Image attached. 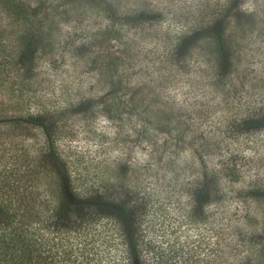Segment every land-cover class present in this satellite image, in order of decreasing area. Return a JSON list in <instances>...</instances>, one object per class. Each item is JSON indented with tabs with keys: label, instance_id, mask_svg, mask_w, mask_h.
Returning <instances> with one entry per match:
<instances>
[{
	"label": "trees",
	"instance_id": "obj_1",
	"mask_svg": "<svg viewBox=\"0 0 264 264\" xmlns=\"http://www.w3.org/2000/svg\"><path fill=\"white\" fill-rule=\"evenodd\" d=\"M129 1L0 0V264H224L223 252L230 244L223 241L241 235L222 218L218 222L213 218L209 226L213 233L205 230L213 214L207 213L208 208L215 200L209 176L237 179L241 176L237 155L205 167L192 191L193 201L174 195L172 188L162 195L174 184L167 180L160 188L164 180L151 181L154 172L147 165L142 166L146 171L135 175L134 186L109 183L105 176H123L118 166L132 160V148L120 150L110 164L103 160H108L105 155L114 141L123 147L133 142L148 148L161 160L180 154L189 141L187 133L195 131L184 127L180 118L192 113L184 106L176 108L168 89L193 81L192 70L198 67L210 76L212 91L228 98L218 114L216 106L212 114L199 108L203 120L216 117L212 148L221 153L240 137L255 147L261 144L264 71L240 67L248 61L243 48L252 31L246 0H199L194 6L185 2L183 14L168 18L157 4ZM62 20L74 31L67 51L84 62L83 68L99 71L98 81L108 83L105 92L55 106L53 112L20 106L18 100L15 106L8 104L6 95L11 100L33 93L39 61L55 43L61 44ZM156 24L166 27L164 45L144 54L138 35L148 37ZM189 93L182 89L183 99ZM118 98L125 104L123 112L114 108L120 106ZM69 110L90 117L87 133L97 139L96 147L66 141L59 121ZM100 112L107 113V121L98 120ZM174 120L182 123L181 129ZM203 123L199 120L195 129ZM25 126L39 127L43 135L23 133ZM204 130L189 146L197 145L196 138L212 143ZM72 133L70 138L77 135ZM40 141L39 149L45 147L55 164L54 181L39 176L36 155L31 154ZM146 180L151 183L144 184ZM219 190L217 202L224 199ZM254 236L264 240V228ZM261 255L256 264H264V252ZM250 263L248 257L246 264Z\"/></svg>",
	"mask_w": 264,
	"mask_h": 264
},
{
	"label": "rangeland",
	"instance_id": "obj_2",
	"mask_svg": "<svg viewBox=\"0 0 264 264\" xmlns=\"http://www.w3.org/2000/svg\"><path fill=\"white\" fill-rule=\"evenodd\" d=\"M142 1L152 2V4H157L159 7L164 8L163 14L168 18V16L170 17L174 14H183L185 2L187 4H193L194 6L199 0ZM129 2H134V0ZM245 8L252 13L248 18V21L252 24V31L247 34L248 36L244 44L245 47L243 48L248 53L250 59L248 58V61L242 63L240 67L251 68L255 70V72L260 70L264 71V0H246ZM62 25L63 29L61 35L58 36V40L61 41V44L55 43L53 50L50 53L43 54L42 59L39 61L38 68L36 69L38 74L34 78V85L32 86L33 93L28 92L27 95H21L18 99L11 98V100H8V95H6L5 98L7 100L5 99V101L8 102V104L15 106L20 102L18 104L26 108H37L36 111H38V109L45 111L44 108H47V110L53 112L55 106L66 107L71 101L76 102L83 96H92L96 91H98L99 94L105 92L108 83L102 80L98 81L99 71L83 68L82 64L84 62L74 56L72 51L70 53L67 51L70 49L67 43L74 38V36H72L74 31L73 29H69L70 26H67L65 22L63 23V20ZM76 30L80 33L79 29ZM165 31V25L156 24L148 32V37L145 38V36H147L145 34L138 35L141 47L144 48V54L147 51L154 50L156 45H159L160 49L163 47L164 42L162 43V36L165 34ZM172 46L170 45V47ZM192 71H194L195 76L193 81H189L183 86H181L180 82L176 88L170 86L168 89L171 95L170 102H174L176 108L184 106L188 112L192 113V115H185L180 118L184 121V127L190 126L191 129L195 130L187 133L189 141L184 150L173 157L166 155L161 160L157 157L155 152H152L148 148L145 149L139 145L135 146L133 142L129 144V147H123L122 142L114 141L111 144L109 143L110 147L105 155L108 160H103L104 163L110 164L112 160L116 159L122 153L120 150L125 152L127 148L128 150L130 148L134 150L133 158L131 161H126L127 165L122 163L118 166L119 172L121 171L120 173L123 174V176H105V178H109L111 181L109 183H123L125 186H134L138 184L135 175H139L138 172L146 171L145 168H147L148 171L154 172L151 181L156 178H159L160 181L161 179L164 180L160 188L165 187L167 180H172L171 184H174V187L167 186L162 195L166 196L168 194L167 190L172 188L174 195L178 193V195L183 197V200L193 201L192 191H194L197 186L196 182L204 177L202 174L205 167L210 169L217 161L219 162L226 156H230L231 154L237 155L238 164H241L239 167V174H241V176H238L237 179H232L227 176H209L208 183L210 184V191L215 197V200L208 208L207 213L212 211L213 214L208 216L209 223L206 224L205 230L211 234L213 230L210 229L209 226L210 224L212 225L211 222L213 218H215L214 220L217 222L219 218H222L224 222L230 220L236 233H240L241 235H232V239L228 236L226 241H223L225 245L228 243L230 244L229 251L223 252L227 260L224 264H246L248 257L252 258V263L250 264H256L255 260H258L264 252L262 250V246L264 247V240H258L254 236L262 232L264 228V131L261 132L263 141H261V144H258L257 147H255L254 144L252 145V143H247L245 138L240 137L238 141L234 143L231 142L227 147H224L221 153L216 152V147L212 148V145H214L216 141V134H214L216 133L214 132L216 127L212 128V123L216 122V117H209L203 120V118H205L204 113L212 114L215 106L216 114L222 112L221 107L228 98H225L222 92L217 94V92L212 91L215 86L214 84H211V86L209 85L210 76L202 73L206 70L202 71L201 67H198L196 70ZM200 73L202 74L200 75ZM138 76L139 75H136V77ZM135 79H132L131 84L136 82ZM202 85H204V89ZM101 86H103L102 90L99 89ZM91 89L92 93L90 91ZM182 89L190 90L191 93H189V98L183 99L185 95L182 94ZM17 94L18 93H15V95ZM117 100L120 106L115 105L114 108L121 107V112H123L125 104L120 101L121 99L118 98ZM199 108H204L206 112ZM99 110H102V105H99ZM201 114H203L202 118H200ZM99 115L101 116L98 117V120H105L107 118L106 112H100ZM54 116L59 118L58 115ZM199 120H201V123H204L196 130L195 127L198 126L197 123ZM88 121L90 122L89 116L85 117L83 114L79 115L69 110L65 117L63 116L59 121V126L63 129V135L66 136V141L74 139L75 142H79L83 145L88 143L89 145H93L97 139L95 140L89 137L86 127ZM172 123L181 129L182 123L179 124L177 120L172 121ZM12 125L13 124H9V128L16 129V127L14 126L13 128ZM214 126H216V124ZM2 127L8 128V126L4 124ZM25 127V129L28 130L24 129L23 133H36L38 138L43 135L41 134L43 130L39 127ZM202 127L205 129L204 134L209 133L207 136H211L212 143L207 141L205 144L201 138H196L195 142L197 145L189 146L193 137L200 136L199 134ZM209 130L211 132H207ZM72 132L77 133V135L70 138V136L73 135ZM42 143L43 141H40L35 147L38 149L31 151V154L36 155L38 164L35 163L39 169V176H49L48 181H54L55 174L51 169L55 164L51 158V154L45 152V147L39 149L38 145H42ZM208 143H210L211 150L207 148ZM93 146L96 147V145ZM143 165H147V167L143 168ZM112 167H114V165H112ZM221 177L223 179H221ZM214 180L218 181L219 186L213 182ZM150 183L151 182H148V180L144 182V184L148 185ZM153 188V185L148 187L149 190ZM219 189H221L224 199L221 198L220 201L217 202L216 193L220 191ZM241 236L243 241L240 239L238 245H236L237 238ZM232 245L236 246V248L231 251V249H233ZM216 257L218 259L219 256L216 255ZM223 259L224 258H221L219 260L222 261Z\"/></svg>",
	"mask_w": 264,
	"mask_h": 264
}]
</instances>
